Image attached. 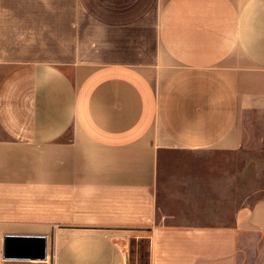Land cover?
Here are the masks:
<instances>
[{
	"label": "crops",
	"instance_id": "0c3cea01",
	"mask_svg": "<svg viewBox=\"0 0 264 264\" xmlns=\"http://www.w3.org/2000/svg\"><path fill=\"white\" fill-rule=\"evenodd\" d=\"M253 118L264 0H0V264H264V193L167 211L225 180L168 156L237 153Z\"/></svg>",
	"mask_w": 264,
	"mask_h": 264
},
{
	"label": "rangeland",
	"instance_id": "374dc122",
	"mask_svg": "<svg viewBox=\"0 0 264 264\" xmlns=\"http://www.w3.org/2000/svg\"><path fill=\"white\" fill-rule=\"evenodd\" d=\"M246 144L244 148L232 154H182L168 156L167 162L176 168L170 172L181 171L180 165L191 164L195 171L200 167L202 180H210L212 177H224L220 183L206 185L191 182L187 186L179 185L178 199L170 200L168 212H180L185 220L197 222L202 225L224 224L229 222V211H234L241 205H253L264 193V127L253 118L247 122ZM199 187L203 190L199 192ZM219 189L226 194L227 200L223 201V207H219ZM213 201V203H211ZM222 203V200H221ZM209 205L206 210L199 205ZM225 204V205H224ZM216 207H215V206ZM228 211V214H226ZM138 258L133 259V264H147V243L141 242L138 246Z\"/></svg>",
	"mask_w": 264,
	"mask_h": 264
},
{
	"label": "water",
	"instance_id": "95a60500",
	"mask_svg": "<svg viewBox=\"0 0 264 264\" xmlns=\"http://www.w3.org/2000/svg\"><path fill=\"white\" fill-rule=\"evenodd\" d=\"M5 259L6 260H19V261L31 260V258L29 257L7 255V253H5ZM34 260L41 262V263H44L46 261V245L45 244H43L42 253L39 256H37Z\"/></svg>",
	"mask_w": 264,
	"mask_h": 264
}]
</instances>
